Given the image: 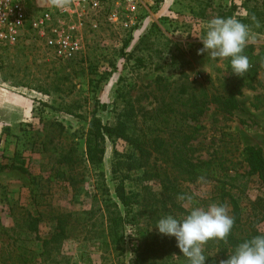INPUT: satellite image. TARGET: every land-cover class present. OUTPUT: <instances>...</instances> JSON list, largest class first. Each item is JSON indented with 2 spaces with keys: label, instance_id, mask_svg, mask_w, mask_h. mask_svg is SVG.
<instances>
[{
  "label": "rangeland",
  "instance_id": "obj_1",
  "mask_svg": "<svg viewBox=\"0 0 264 264\" xmlns=\"http://www.w3.org/2000/svg\"><path fill=\"white\" fill-rule=\"evenodd\" d=\"M202 1L142 0L140 26L133 31H124L101 17L97 29L85 35L84 53L72 61L55 59L45 39L34 31L26 32L15 46L0 44V88L29 102L26 118L4 127L0 138L1 165H11L16 152L29 165L28 174L12 168L0 172V264L6 257H15L12 252L18 247L38 250L43 240L53 238L58 221L49 216L50 211L69 223L56 258L59 264H137L130 238L155 229L143 207H135L134 212L140 213L135 226L115 233L110 224L114 214L122 211L115 193L120 173L114 172L113 163L118 155H130L132 146L121 139L107 140L103 164L92 168L80 163L82 175L67 185L50 178L58 167L53 168L49 157L71 147L82 157L93 116L114 125L124 101L135 100L137 107L150 109V100L143 93L158 78L176 84L228 77L229 60L198 54L211 19L236 17L254 37L243 54L252 52L250 45L255 46L254 54L261 51L264 32L252 27V10L259 9L264 20V0H209L211 11L206 15L200 14ZM136 58H142L144 65L137 67ZM257 81L255 90L243 89L240 107L232 117H223L211 106L202 118L204 130L193 143L199 149L197 159H208L221 147L234 163L232 167L243 173L245 149L264 151V106L254 107L256 98L264 99V65L259 66ZM43 143L48 145L44 148ZM125 170L127 190L139 193L145 205L163 202L160 186L142 169ZM239 190L244 220L264 233V210L254 208L257 199L264 204V190L256 178L243 180ZM183 191L194 194L199 207L216 203L209 184L186 183ZM35 195L44 203L39 208L45 213L38 216L41 220L31 234L28 223L36 209ZM184 207L191 210L194 205ZM52 246L60 247V243L54 241ZM143 264L164 263L148 260Z\"/></svg>",
  "mask_w": 264,
  "mask_h": 264
},
{
  "label": "trees",
  "instance_id": "obj_2",
  "mask_svg": "<svg viewBox=\"0 0 264 264\" xmlns=\"http://www.w3.org/2000/svg\"><path fill=\"white\" fill-rule=\"evenodd\" d=\"M202 2L204 5L201 4L200 14L206 15L207 11H211V4L209 0ZM252 15L255 17L252 27L258 32H264V20L259 9H253ZM254 47L248 46L252 52L244 53L249 60V69L242 77L231 73L228 61L226 71L229 76L216 80L206 77L204 81L183 80L171 84L163 78H158L153 87L150 86L151 89L143 93V96L150 100V109L137 107L135 100L124 101L123 109L116 116L114 125L103 124L99 118L93 116L85 135L84 155L80 157L77 148L71 147L68 151L62 150L57 155L49 157L53 168L58 167L54 169V175L50 178L65 185L67 182H74L77 175H82L78 171L80 163L92 168L103 164L107 140L127 141L133 152L126 156L118 155V159L113 163L114 172L120 173L115 193L122 211L114 214L110 224L115 233H118L137 224L140 213L137 215L134 211L139 205L143 207V214L151 220L153 228L160 218L169 214L178 219L184 218L183 216L188 215L191 210L182 206L177 197L187 194L183 191L186 183H196L200 177H204L211 186L212 201L215 199L216 204L229 208L228 214L234 220L231 233L224 240H209L202 246L203 254L207 257L206 264H221L240 243L254 236L264 235L253 224L244 220L241 199L238 197L241 194L238 192L240 185L245 179L256 178L264 190V151L257 147L246 148L244 159L246 169L243 173H238L232 167L234 163L226 157L221 147L209 154L208 159L203 160L195 157L199 149L195 148L193 143L204 130L202 118L211 106H215L217 113L223 117H232L240 107L239 98L243 94V89H256L259 84L257 81L259 66L264 65V46H260L261 51L258 54H254ZM135 64L141 67L144 61L142 58H136ZM261 106H264V99L256 98L254 107L258 109ZM103 109H106V105H103ZM47 145L48 143H43L44 148ZM120 157H125V160H120ZM7 168L29 173L26 159L20 157L18 152L15 153L11 165L0 164V172ZM125 169L128 171L142 169L147 178L160 186L163 202L151 201L145 205L139 193L127 190ZM37 198L38 195H35L36 209L29 215L28 228L31 234L35 233L37 223L41 220L38 216L42 218L45 213L39 208L41 205L44 206V203ZM193 205L199 207L200 203L195 201ZM257 207L264 210L261 199L254 203V208ZM49 216L58 221L57 232L53 238L43 240L38 250L18 247L12 252L15 257H6L3 264H59L56 258L63 240L67 237L69 223L61 216L55 215L54 211H50ZM54 241L60 243V247L52 246ZM129 243L137 264H143L148 260L164 264H188L187 259L177 248L175 238L160 235L156 228L153 232L146 230L130 238Z\"/></svg>",
  "mask_w": 264,
  "mask_h": 264
},
{
  "label": "clouds",
  "instance_id": "obj_3",
  "mask_svg": "<svg viewBox=\"0 0 264 264\" xmlns=\"http://www.w3.org/2000/svg\"><path fill=\"white\" fill-rule=\"evenodd\" d=\"M253 39L248 26L236 17H216L207 23L206 34L200 39L203 47L198 54L229 60L231 73L242 77L249 69L248 57L243 52ZM198 182L201 185L208 183L204 177H200ZM177 199L182 206L191 205L195 196L181 194ZM233 225L234 220L226 206L212 203L207 208L192 207L182 219L166 215L157 221L155 228L160 235L175 238L176 246L188 264H206L202 246L209 240H224ZM221 264H264V235L240 243Z\"/></svg>",
  "mask_w": 264,
  "mask_h": 264
},
{
  "label": "built area",
  "instance_id": "obj_4",
  "mask_svg": "<svg viewBox=\"0 0 264 264\" xmlns=\"http://www.w3.org/2000/svg\"><path fill=\"white\" fill-rule=\"evenodd\" d=\"M142 0H0V44L15 46L28 31L45 39L59 61L85 51V35L98 19L124 31L137 29Z\"/></svg>",
  "mask_w": 264,
  "mask_h": 264
},
{
  "label": "crops",
  "instance_id": "obj_5",
  "mask_svg": "<svg viewBox=\"0 0 264 264\" xmlns=\"http://www.w3.org/2000/svg\"><path fill=\"white\" fill-rule=\"evenodd\" d=\"M29 102L11 91L0 88V138L2 129L17 123L27 116Z\"/></svg>",
  "mask_w": 264,
  "mask_h": 264
}]
</instances>
